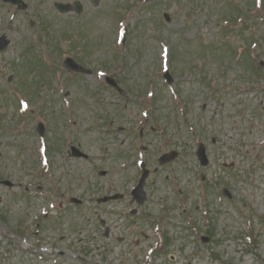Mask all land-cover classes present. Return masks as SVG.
Masks as SVG:
<instances>
[{"label": "rangeland", "instance_id": "obj_1", "mask_svg": "<svg viewBox=\"0 0 264 264\" xmlns=\"http://www.w3.org/2000/svg\"><path fill=\"white\" fill-rule=\"evenodd\" d=\"M24 1L29 10L18 14L17 55H0V71L11 65L0 73V181L14 185L0 184V264H264V66L257 79L252 60L234 58L236 49L247 56L255 41L254 57L264 63V10L256 12L252 0ZM74 1L83 4L80 15L54 8ZM30 39L74 41L73 58L91 74L60 71L44 83L30 68L19 72L20 44ZM10 76L14 85L7 86ZM105 76L117 80L123 96ZM17 91L28 98V113ZM39 121L57 131L49 137L58 151L48 150L56 188L24 145L26 123ZM74 135L92 160L62 164L63 136ZM200 143L205 168L196 157ZM171 151L178 158L154 173ZM140 159L151 174L147 201L137 207L128 196ZM59 188L73 197H50ZM117 193L127 197L97 203Z\"/></svg>", "mask_w": 264, "mask_h": 264}, {"label": "water", "instance_id": "obj_2", "mask_svg": "<svg viewBox=\"0 0 264 264\" xmlns=\"http://www.w3.org/2000/svg\"><path fill=\"white\" fill-rule=\"evenodd\" d=\"M144 179H145V177H143V179H142V181H141V185H140V187H139V189L141 190V188H142V186H143V184H144Z\"/></svg>", "mask_w": 264, "mask_h": 264}, {"label": "flooded vegetation", "instance_id": "obj_3", "mask_svg": "<svg viewBox=\"0 0 264 264\" xmlns=\"http://www.w3.org/2000/svg\"><path fill=\"white\" fill-rule=\"evenodd\" d=\"M12 43V41H9V45ZM1 46V45H0Z\"/></svg>", "mask_w": 264, "mask_h": 264}]
</instances>
